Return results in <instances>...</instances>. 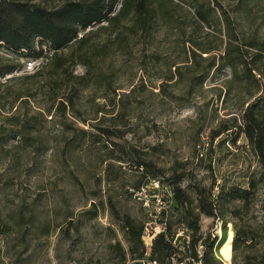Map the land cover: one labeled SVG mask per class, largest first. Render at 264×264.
<instances>
[{
    "label": "rangeland",
    "instance_id": "rangeland-1",
    "mask_svg": "<svg viewBox=\"0 0 264 264\" xmlns=\"http://www.w3.org/2000/svg\"><path fill=\"white\" fill-rule=\"evenodd\" d=\"M35 1L51 7L65 0ZM161 1L169 21H153L147 41L138 39L123 50L119 41L107 34L93 38L92 44L105 48L96 67L105 79L83 90L77 117H68L65 123L68 129L63 132L58 120L46 116L40 131L31 132L29 145H15L13 140L4 145L5 151L0 153V216L11 231L1 227L0 264H122L115 244L120 241L127 249L119 230L124 215L144 222L145 250L164 229V222L178 216L165 182L170 168L215 187H247L251 174L264 171L243 134L230 129L213 137L220 124H231V116H240L254 87L247 84L241 68L239 89L230 82L228 67L209 69L211 60H218L230 41L264 43V0H213L221 19L211 25L197 22L184 0ZM189 38L208 52L188 59ZM245 48L248 53L244 55L251 62L256 51ZM0 55L6 56L3 48ZM13 57L20 69L7 77L32 73L23 69V56ZM262 62L256 64L264 68ZM178 68L181 78L176 75ZM171 72H175L174 79L167 81ZM73 73L84 74L85 67L77 64ZM202 73L206 77L198 83L194 78ZM257 78L261 81L262 76ZM44 79L38 77L34 86ZM30 83L15 80L11 86L24 88ZM44 100L38 92L35 102ZM35 102L22 106L20 112H30ZM95 125L121 128L126 133L121 139L99 137ZM70 128H77L76 139ZM115 141L133 145L143 158L164 168L165 176L153 180L145 169L135 166L134 159H110L111 152L117 156L112 145ZM161 210H165L164 217ZM224 216L225 238L230 231L234 237L236 227L258 232L249 240L240 233L239 246L233 250L231 243L230 260H223L226 264H245L264 252V182L258 185L247 212L237 218L230 212ZM214 223L209 219L204 226L213 227ZM217 250L212 251L211 264H225Z\"/></svg>",
    "mask_w": 264,
    "mask_h": 264
},
{
    "label": "trees",
    "instance_id": "trees-1",
    "mask_svg": "<svg viewBox=\"0 0 264 264\" xmlns=\"http://www.w3.org/2000/svg\"><path fill=\"white\" fill-rule=\"evenodd\" d=\"M184 1L193 9V17L197 22L211 25L215 19L220 21L221 14L217 12L213 0ZM164 7L161 0H65L51 7L35 0H0V49L3 48L6 52V56L0 55V153L5 151L4 145L12 140L16 142L15 145L22 142L29 145L27 141L32 137L31 132L40 131V125L46 116L58 120L57 123L61 125L63 132L68 129L65 123L68 117H77L75 112L78 111L83 90L105 79L101 71H96L97 58L105 53V48L92 44L93 38L101 33L107 34L118 40L123 50H127L132 46L131 43L138 39L147 41L153 21L158 18L165 22L169 21ZM36 38H39L38 49L34 47ZM187 42L190 43V48L188 47L185 53L190 60L196 56L202 57L200 52H208L190 38ZM43 45L46 50L43 49ZM240 45L228 42L218 60H211L209 69L228 67L232 73L230 82L239 89L243 80L239 75L241 68L245 72L247 84L253 86L254 91L248 94L240 116H231V124L227 122L220 124L219 128L213 131V137L235 129L237 134L245 136L258 162L264 166V68L256 64L259 60L264 61V43L255 44L250 41ZM245 47L254 48L256 51L251 62L244 55L248 53V48ZM65 49L68 51L65 52ZM13 55H21L23 59L45 57L47 61L32 73L17 78L7 77L20 69L17 58ZM77 64L85 67L84 74L73 73V68ZM44 72L48 73V77L44 76ZM176 75L180 78L182 76L179 68ZM257 75L262 76V82L258 80ZM174 76L175 72H171L166 80L171 81ZM38 77L45 79L41 85L35 87ZM205 77L206 73H202L194 79L198 83H203ZM15 80H31V83L24 88L13 89L11 83ZM107 87L111 85L108 83ZM38 92L44 95L43 102H35ZM32 100L35 105L31 111L20 112V108L29 105ZM94 128L100 131L97 133L99 137L102 135L121 139L126 133L125 130L116 127L95 125ZM70 129L73 132L72 138L76 139L79 136L75 130L77 128ZM79 129L82 133H91V130ZM112 145L117 149V156L111 152L110 159L118 162L134 159L135 166L145 169L148 177L153 180L165 176L164 168L158 167L151 159L143 158L133 145L117 141ZM165 177L178 216L174 221H165L164 229L153 237L149 257L161 264H173L171 257L175 249L172 238L178 226L182 225L190 231L191 251L199 240H202L205 248L204 260L206 264H211L215 241L209 237L202 239L201 218L218 217L223 220L226 212H230L236 218L241 216L243 211L247 212L255 199L258 185L264 182V171L251 174L247 187L240 185L215 187L214 184L205 186L200 180L184 171H178L176 167L170 168L169 174ZM185 182L188 184L185 185ZM228 203L235 204L228 208ZM164 214L165 210H161L162 217ZM174 225H177V228L172 230ZM1 227H5L6 232L11 231L7 224L2 223L0 216V230ZM119 230L127 243V249L121 246L120 241L115 244L120 249L122 264L127 259L137 260L144 256L145 247L142 240L144 222L124 215ZM240 233L245 240H249L258 232L236 227L232 242L233 250L239 246ZM224 240L225 237L222 236L217 248ZM245 264H264V252L247 259Z\"/></svg>",
    "mask_w": 264,
    "mask_h": 264
},
{
    "label": "built area",
    "instance_id": "built-area-1",
    "mask_svg": "<svg viewBox=\"0 0 264 264\" xmlns=\"http://www.w3.org/2000/svg\"><path fill=\"white\" fill-rule=\"evenodd\" d=\"M38 41H39V38H36L35 43H34V47L36 49L39 48ZM42 47L44 50H46V47L44 45ZM44 60H45V57L26 58L23 60V69L25 70V72H34L40 67L42 61ZM201 219H202L201 221L202 239L209 237L211 240H214L215 242H214V247L212 251L216 253L217 244L222 238L223 220L218 217L217 218L202 217ZM209 219L215 222L213 227L211 225L209 227H206V225L204 226V223H206ZM151 238H150V241H151ZM190 241H191L190 231H188L184 226L178 227L176 233L174 234L172 238V245L174 246V249H175L171 257L173 264H206L204 260L205 248H204V245L202 244V240H199L198 244L195 246L193 251H191ZM150 245H151V242L147 244L144 256H142L141 258L137 260L127 259L124 264H161L158 261L151 259L149 257Z\"/></svg>",
    "mask_w": 264,
    "mask_h": 264
},
{
    "label": "bare ground",
    "instance_id": "bare-ground-1",
    "mask_svg": "<svg viewBox=\"0 0 264 264\" xmlns=\"http://www.w3.org/2000/svg\"><path fill=\"white\" fill-rule=\"evenodd\" d=\"M233 239V234L230 231L223 243L219 246L217 252L221 260H230V247Z\"/></svg>",
    "mask_w": 264,
    "mask_h": 264
}]
</instances>
